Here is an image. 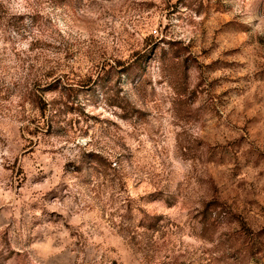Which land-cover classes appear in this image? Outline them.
Listing matches in <instances>:
<instances>
[{
	"label": "rangeland",
	"instance_id": "374dc122",
	"mask_svg": "<svg viewBox=\"0 0 264 264\" xmlns=\"http://www.w3.org/2000/svg\"><path fill=\"white\" fill-rule=\"evenodd\" d=\"M0 264H264V0H0Z\"/></svg>",
	"mask_w": 264,
	"mask_h": 264
}]
</instances>
